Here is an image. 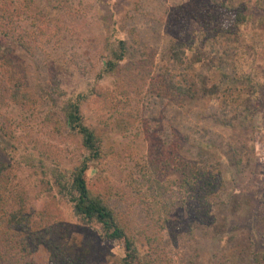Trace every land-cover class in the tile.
<instances>
[{
    "label": "rangeland",
    "instance_id": "rangeland-1",
    "mask_svg": "<svg viewBox=\"0 0 264 264\" xmlns=\"http://www.w3.org/2000/svg\"><path fill=\"white\" fill-rule=\"evenodd\" d=\"M36 2L43 17L36 18L32 10L22 16V26L33 32L44 28V35L38 37L34 52L14 50L24 64L19 77L35 102L27 107L11 104L0 111L15 132V138H10L0 130V162L12 166V191L21 190L34 212L56 193L47 192L41 175L36 174L38 167L28 163L25 154L62 171L80 163L85 155L82 137L66 122L57 129L47 114L92 87L118 93L112 76L98 77V73L105 60V39H124L129 58L154 55L157 73L189 72L199 94L179 101L146 89L138 95L142 99L139 124L124 137L98 122V106L89 96L82 107L84 116L97 126L107 155L90 173L99 191L137 234L144 251L148 245L142 230L149 228L154 216L164 213L166 202V210H172L162 245L169 263L264 264V0ZM243 5L253 16L237 29L236 14ZM190 38L193 49L187 62L178 64L172 45ZM118 95L126 102L137 98L134 92L130 97ZM177 138L181 155L221 169L225 187L211 206L189 202L187 197L192 195L176 182L178 173L159 176L167 192L147 191L151 181L158 179L149 164L162 159ZM145 173L150 178L146 184ZM59 206L63 216L50 240L65 242L58 247L68 258L59 260L48 245L37 243L31 254L10 252L0 257V264H78L73 261L75 248L89 243L91 252L81 250L87 263L80 264H121V244L97 239L93 229L80 224L72 202Z\"/></svg>",
    "mask_w": 264,
    "mask_h": 264
},
{
    "label": "trees",
    "instance_id": "trees-1",
    "mask_svg": "<svg viewBox=\"0 0 264 264\" xmlns=\"http://www.w3.org/2000/svg\"><path fill=\"white\" fill-rule=\"evenodd\" d=\"M223 5H225L224 2ZM32 10H36V18L43 17V11L38 8L36 0H0V111L11 104L27 107L35 102L31 93L25 89V81L19 77L24 72V64L14 54V50L19 48L29 53L34 52L35 44L39 41L38 37L44 35V28L33 32L22 26L24 21L22 16L28 15ZM200 10L203 14V9ZM247 10V6H239L235 24L237 29L251 21L253 14L252 12L251 15L248 14L249 10ZM17 17L20 19L16 20ZM43 22L46 26L48 25L47 20ZM105 41V60L98 77L106 74L112 76L118 86V93L103 87H92L90 92L69 97L61 105H56L57 108L46 117L47 120L55 123L57 129L61 128L62 122H66L72 132L82 137L81 147L84 148L85 155L80 163L70 170L62 171L54 165L47 166L45 161L30 156L29 153L23 156L28 163L38 167L36 174L41 175L40 181L47 192L50 194L56 190L40 211L34 212V206L30 210L27 197H24L21 190L12 191L14 189L12 166L8 162H0L1 258L14 251L23 253V256L29 255L37 248V243L48 245V248L57 254L59 260L68 258L63 248L58 247L65 242L55 244L50 238L57 231L55 224L63 216V210L59 204L69 201L73 204L74 214L80 224L93 229L98 235L97 239L102 242L121 244L124 251V256L120 260L121 264H172L167 260L166 251L162 245L166 239L167 217L172 209L167 211V204L164 201V213H160L157 218L154 216L148 225L149 228L142 230L148 245V249L144 251L137 234L128 228L124 218L111 206L106 195L99 191L97 181L91 177V171L98 168L107 155L101 145L103 137L98 134L97 126L87 122L82 107L84 101L92 96L91 99L98 106L96 114L98 122L101 125L107 124L113 133L124 137L139 124V106L142 102L139 96L143 95L146 89L183 101L187 98H195L199 94L197 83L186 71L155 72L154 55L150 58H129V47L124 39L116 40L108 37ZM193 45L192 38L175 42L172 45V57L175 62L185 64L188 51L193 49ZM257 58L260 59V54ZM245 77L248 81L253 79L250 76ZM57 80V84H60ZM133 92L137 95L135 102L133 98L127 102L119 99L118 94L123 93L125 97H130ZM61 113L64 114V119H60ZM0 130L3 136L15 138V132L9 126L5 114L0 116ZM179 144L180 140L175 139L172 148L162 159L149 164L153 174L158 173V179L151 181L147 191L154 194L157 191L159 194H163V191L167 192L159 176L162 175L163 178L169 174L178 173L176 182L184 191L191 194L192 198L195 196L194 199L187 197V200L198 203L200 207L211 206L225 187L221 169L212 163H198L187 159L180 154ZM49 175L53 176L54 182L50 181ZM147 176L145 173V184L150 179ZM85 242L83 241L82 244ZM75 249L73 261L78 264L86 262L84 254L91 252L92 243ZM81 250L85 253H81Z\"/></svg>",
    "mask_w": 264,
    "mask_h": 264
}]
</instances>
